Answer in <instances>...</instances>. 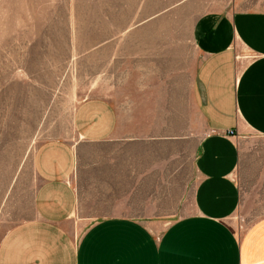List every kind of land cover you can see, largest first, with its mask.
I'll use <instances>...</instances> for the list:
<instances>
[{
    "label": "crops",
    "instance_id": "1",
    "mask_svg": "<svg viewBox=\"0 0 264 264\" xmlns=\"http://www.w3.org/2000/svg\"><path fill=\"white\" fill-rule=\"evenodd\" d=\"M202 1L187 104L178 86L167 106L130 99L124 115L106 98L77 103L76 141L32 151V216L4 235L0 264H264V206L241 232L227 223L260 194L238 180L241 146L264 140V0ZM86 144L99 148L92 170Z\"/></svg>",
    "mask_w": 264,
    "mask_h": 264
},
{
    "label": "rangeland",
    "instance_id": "2",
    "mask_svg": "<svg viewBox=\"0 0 264 264\" xmlns=\"http://www.w3.org/2000/svg\"><path fill=\"white\" fill-rule=\"evenodd\" d=\"M210 5L202 0H0V243L32 216L34 147L51 137L75 142L71 116L81 100L106 98L124 115L130 99H156L167 106L171 88L178 86L182 110L198 59L189 30ZM249 144L241 146L238 183L260 194L253 197V209L241 207L227 219L236 232L258 214L257 204L264 206V179H255L264 168V140ZM98 150L82 145L80 166L92 170ZM81 219L73 217L75 236L85 228Z\"/></svg>",
    "mask_w": 264,
    "mask_h": 264
},
{
    "label": "built area",
    "instance_id": "3",
    "mask_svg": "<svg viewBox=\"0 0 264 264\" xmlns=\"http://www.w3.org/2000/svg\"><path fill=\"white\" fill-rule=\"evenodd\" d=\"M228 133H231V131H229Z\"/></svg>",
    "mask_w": 264,
    "mask_h": 264
}]
</instances>
